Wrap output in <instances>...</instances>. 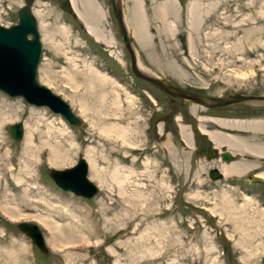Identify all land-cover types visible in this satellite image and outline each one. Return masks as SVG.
<instances>
[{
	"label": "rangeland",
	"instance_id": "374dc122",
	"mask_svg": "<svg viewBox=\"0 0 264 264\" xmlns=\"http://www.w3.org/2000/svg\"><path fill=\"white\" fill-rule=\"evenodd\" d=\"M84 1L77 0L81 8ZM95 1L105 18L100 22L98 16L92 20L93 26L112 44L95 39L75 9L63 11L57 0H34L32 4L42 44L38 79L70 104L81 119L80 126L73 127L48 108L0 91L6 109L20 112V117L3 129L10 151L22 152L25 125L33 122L32 109L33 119L42 118L40 131L46 132L47 125L54 131L65 127L73 139V145H66L70 163L50 165L47 152L38 158L39 202L34 218H26L32 216L24 211L10 220L0 208V264H264V186L246 180L245 175L236 178L246 188L228 184L234 178L211 177L214 163L206 155L210 139L198 129L210 128V110L172 101L150 82L132 75L110 0ZM165 1L123 0L126 23L145 70L181 87L192 86L214 95L264 92V0H200L197 5L203 12L199 23L191 13L193 0H175L165 15L172 30L160 8ZM24 4V0H0V25L17 23L18 10ZM90 70L113 79L115 94L102 97L90 85ZM17 122L24 131L20 141H15L9 130ZM118 127L127 129L125 140L119 137ZM92 155L102 168L104 185L93 179L88 167V178L98 187L90 198L62 190L49 175L51 169L70 168L80 158L87 161ZM7 181L9 173L1 185L8 188ZM120 182L130 183L128 193L138 199L129 208L117 200ZM107 202L112 204L109 213L104 212ZM139 206L154 216L139 227L134 220L127 229L128 219L132 221L141 211ZM54 217L65 236L69 224L82 241L49 237L43 221H54ZM22 221L40 227L46 252L17 227Z\"/></svg>",
	"mask_w": 264,
	"mask_h": 264
},
{
	"label": "bare ground",
	"instance_id": "6f19581e",
	"mask_svg": "<svg viewBox=\"0 0 264 264\" xmlns=\"http://www.w3.org/2000/svg\"><path fill=\"white\" fill-rule=\"evenodd\" d=\"M173 1L175 2V0H166L165 2H161L160 8H161L163 17L169 14L168 10L173 7ZM199 1L200 0H193L192 3L190 4L191 13L194 16L193 19L195 20L196 23H199L202 20L203 11L200 8L202 6L199 7L197 5ZM71 2H72V5L75 11L79 15V18L83 22L82 24H84L85 29L90 33V35H92L98 41H101V43L105 42L106 44H112L113 42L111 41V39L107 35L102 34L103 32L100 33L96 31L92 23V20H94L95 18L98 19V16H99L100 22H101V17L105 18L104 17L105 13L103 12L99 4H97L95 0H85L83 4L84 7L81 8L77 0H71ZM215 8H216V4H215ZM36 15L40 18L41 17L43 18V15L41 12H36ZM165 20H166V25L168 29L172 30L173 26L171 24L168 25V20L166 17H165ZM42 27L44 30L46 29L45 31H47L48 26L46 25L44 21L42 23ZM138 62H139V59H138ZM139 64H140V67L144 71H149L143 68V66L141 65V62H139ZM88 79L90 81V85L94 86V88H97L98 91L100 92V95H102V97L104 95H109L111 93L115 94V90H114L115 82L113 79H111L107 75L102 74L96 70L94 71L90 70V75ZM109 88L110 90L108 91ZM6 102L7 101L4 98H0V190H1L0 208L4 216L10 218V220H12L16 216H22L21 213H23L24 211H29V213H31L32 217L25 216L26 218L31 219L35 217L33 215L36 214L37 205L39 202L38 201L39 199L38 191H39L40 185H38V180L35 175V167L39 161L38 160L39 156L43 152H47L48 161L50 165L61 166V165L68 164L71 162V160L68 159L70 149H67L66 145L67 143H69L70 145H73V139L65 127L58 128L54 131L52 130V127H53L52 125H50L49 128L47 125L48 130L46 132L40 131L39 124L42 118L40 119V117L38 116L36 117V119H33L34 116L32 115H34V111L32 109L31 120H33V122H29V125L28 124L25 125L26 133H25V137L23 141L22 152L15 153L13 151H10V148L8 147L7 142H6L7 140L3 136V129L6 124H9L10 122H13L14 120L18 119L20 117V112H14V111L6 109L7 107ZM82 112L85 116H87L84 110ZM209 120L214 122L215 128L217 129L207 130L205 127L202 128L201 126H200V129L203 133L208 135L210 140L213 142L214 146L215 147L217 146L218 148H220L221 145L225 144L227 147V150L231 152L239 153L240 155L239 156L240 159L236 162H232L229 164L221 163L218 165L217 168L221 172L220 173L221 177L227 178V180L230 178L240 177L246 174L247 172H249V170L250 171L253 170L256 164L264 165V119H261V120H239V119L238 120H232V119L228 120L224 118V119H214V120L209 119ZM116 130L118 132L119 137H122L125 140L124 135L127 129L123 127H118ZM182 132H183L185 139L189 141L190 136L189 134H187L188 132H186L185 127H182ZM260 134H261V138L256 139V136ZM37 138L41 139L40 143L36 142ZM86 159L88 161L87 164L89 163L88 167L92 173L93 179H95L101 186L104 185V181L101 175L103 171H102V168L98 167V160L96 159L95 155L88 156ZM7 173L10 174V181H11V182L7 181L8 188L3 187L1 185V181L6 176ZM258 177H261L264 179V173ZM121 183L122 182H120L119 189L117 190V197H118L117 200H119L121 203L128 204L129 206L127 205L126 208H129L130 206L133 205V202L135 201L137 202L138 199L134 198L131 195L133 194V192L131 194L128 193L130 189L129 188L130 183L129 185L128 183L127 184H121ZM135 183H132L131 186L132 187L136 186ZM135 190L137 191L138 188H135ZM135 190L134 192L136 193ZM138 195L140 196L141 194H138ZM224 202L227 203L228 205L230 203V201H228L227 199ZM108 204L109 206L107 207L105 206V209H104L105 213H109L111 211V208L109 207L112 204L111 203H108ZM148 214H150L149 211L144 208H141V211L134 214V216L131 214V216H133L132 217L133 220L130 221V219H128L129 222L127 225V229L133 223L134 220H137L138 222L137 227H139L144 220H148L154 216V215L150 216ZM66 215H68V213H66ZM56 221H57L56 217H54V221L53 220L43 221V225H45L47 231L49 232V237L53 238L54 241H62V242L69 241V242H75V243L77 241H80V242L82 241L83 238L81 235L77 234L75 227L73 228L69 224L66 225L65 229H67L68 231H66L67 234L65 236L64 232L62 231L63 227H61V225H59ZM78 246H81V244L77 245V248Z\"/></svg>",
	"mask_w": 264,
	"mask_h": 264
},
{
	"label": "water",
	"instance_id": "95a60500",
	"mask_svg": "<svg viewBox=\"0 0 264 264\" xmlns=\"http://www.w3.org/2000/svg\"><path fill=\"white\" fill-rule=\"evenodd\" d=\"M25 4L18 10V22L6 27L0 25V91L11 97H20L28 104L36 107L48 108L60 115L71 126L81 125V119L73 112L70 104L60 95L54 93L48 86L38 79V65L42 56V44L36 17L32 12L34 0H24ZM114 18L119 33L130 57L131 73L142 80L152 83L158 89L174 98L188 101L205 109L227 106L241 101L264 102V95H247L231 93L224 96H209L184 89L157 75L153 71H144L138 62L134 45V37L126 23L123 0H110ZM58 7L68 13L74 11L71 0H58ZM9 130L15 141L23 138V125L20 122L11 124ZM217 150L209 149L207 158L215 157ZM223 158L229 161L232 157L228 152ZM211 177L217 179L221 174L217 169L210 171ZM49 175L61 189L77 196L90 198L98 192V187L88 178V164L84 158L66 169H51ZM255 181L264 183L261 177ZM17 227L31 239L42 251L46 252V245L40 227L34 222L22 221Z\"/></svg>",
	"mask_w": 264,
	"mask_h": 264
},
{
	"label": "flooded vegetation",
	"instance_id": "af4514ba",
	"mask_svg": "<svg viewBox=\"0 0 264 264\" xmlns=\"http://www.w3.org/2000/svg\"><path fill=\"white\" fill-rule=\"evenodd\" d=\"M57 4H58V0H57ZM168 81H170L171 83H173L175 85L180 86L179 84H177V83H175V82H173V81H171L169 79H168ZM183 88L186 89V90L192 91V92L206 94V95H209V96H224V95L235 93V92L241 93V94H247V95H264V92H256V90L252 91V92L231 91V92H226V93L221 94V95H214V94H212L209 91L201 90L199 88H195V87H192V86H185ZM170 97H171L172 101L178 100L183 105H184L185 102H188V101L181 100L179 98H174L172 96H170ZM194 106H197L199 108H203V107H201L199 105H194ZM207 110H210V113H208L209 114L208 118L212 119V120H214V119H224V118L228 119V120H231V119L232 120H238V119L239 120H261V119H264V102H255V101H247L246 100V101H241V102H238V103H233V104H230V105H227V106L214 107V108L207 109ZM216 110H220V111H216ZM198 129L201 131L200 126H198ZM206 129L214 130V129H217V128H215V124H214V122H212V124H210V128H206ZM225 130H227V129H225ZM227 133H228V131H227ZM201 134H204L205 136H207L203 132ZM196 135L200 136V134L197 133V132H196ZM207 138L210 139L208 136H207ZM210 143L211 144L208 145L209 147L207 148V153H208V151H209V149L211 147H213L216 150L218 148L217 146L215 147L213 145V142L211 140H210ZM195 145H196L195 147L197 148V143H195ZM220 147L223 148V149H221L220 151L217 150L215 157L212 158L213 159V163H214L213 167L215 169H217L219 173H221L219 171V169L217 168L219 164H221V163L229 164V163H232V162H236V161H238L240 159V157L237 156V155H239V153L229 152V150H227V147H226L225 144L221 145ZM224 152H228L231 155L232 158L229 161L224 160V158H223V153ZM207 153H206V155H207ZM232 153H235V154H232ZM257 165L258 164H256V166L254 167L253 170H251V171L249 170V172L244 174L245 175L244 178L246 180L252 181L253 184H258L259 183V184L264 186L263 182L254 180V178H257L258 176H260L261 174L264 173V165H258V167H257ZM241 177L242 176L237 177V178H241ZM220 178H222V177H220ZM237 178L235 177L234 179H230L228 181V184H230L231 186L238 187V188H246V186H244Z\"/></svg>",
	"mask_w": 264,
	"mask_h": 264
}]
</instances>
